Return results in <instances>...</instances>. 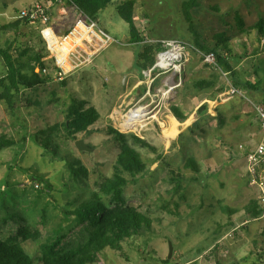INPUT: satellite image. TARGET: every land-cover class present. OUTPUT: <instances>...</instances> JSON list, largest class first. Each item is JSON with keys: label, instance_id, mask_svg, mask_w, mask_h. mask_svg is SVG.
I'll list each match as a JSON object with an SVG mask.
<instances>
[{"label": "rangeland", "instance_id": "rangeland-1", "mask_svg": "<svg viewBox=\"0 0 264 264\" xmlns=\"http://www.w3.org/2000/svg\"><path fill=\"white\" fill-rule=\"evenodd\" d=\"M123 1L110 0L95 20L112 41L98 47L90 63L81 64L58 80L45 41L39 43L42 25H15L22 10L33 4L47 5L49 0H0V46L12 42L15 58L20 50L30 54L36 46L47 50L44 60L50 75L44 84L21 89L13 109L0 99V139L14 142L0 148V238L18 226L15 220L4 223L2 219L18 211L41 234L37 242L22 244L33 258L39 254V245L54 236L59 224L66 233L61 247L70 248L81 241L85 225L64 222L63 212L72 208L66 205L67 200L76 194L86 197L111 177L119 151L106 132L113 127L143 138L156 149L153 152L133 145L146 170L135 178L127 177L124 189L126 203L148 216L151 228L123 242L125 255L106 250L96 264H264V218L251 220L244 212V206L258 195V189L248 183L244 164L245 151L257 141L254 134L258 122L246 100L233 96L224 101V95L218 97L227 90L221 70L205 63L194 45L197 37L212 46L215 35L224 33L235 54L229 59L233 66L229 78L238 83L235 86L246 97L264 103V0H134L133 21L142 40L139 43L130 42L129 25L117 14L116 7ZM185 3H189L187 12ZM61 5L50 10L54 30V14ZM236 16H240L242 25ZM78 17L79 12L73 9L68 29H73ZM259 20L263 21V31L258 38ZM75 35L61 42H72ZM169 39L186 43L188 60L179 75L154 70L150 78L145 77L142 71L152 65L140 68L136 64L138 54L149 46L154 51L159 44L156 40ZM21 61L27 62L26 57ZM6 72L0 57V78ZM151 78L150 94H156L152 101L145 95ZM206 79L215 82L213 88L194 87L197 80ZM246 82L256 88H246ZM2 90L0 86V93ZM210 94H215L213 104L207 103L206 109L194 114ZM72 98L85 99L87 106L99 113L89 133H77L76 140L68 138L62 127ZM144 104H149L148 112L140 126L130 131L115 127L113 118ZM171 105L187 112L188 117L192 115L191 123L183 130L177 124L173 134L169 133L173 125L167 120L172 115ZM54 125L50 134L59 143V154L69 152L78 158L88 170L86 178L70 177L61 158L33 141V134ZM77 140H83L91 150H78ZM188 158L196 161L198 172L185 167ZM35 173L48 180L51 187L33 181L30 176ZM32 264L40 263L34 259Z\"/></svg>", "mask_w": 264, "mask_h": 264}, {"label": "trees", "instance_id": "trees-1", "mask_svg": "<svg viewBox=\"0 0 264 264\" xmlns=\"http://www.w3.org/2000/svg\"><path fill=\"white\" fill-rule=\"evenodd\" d=\"M190 1L193 3L194 0ZM109 2L110 0H64L63 5L70 6L95 21L97 13L104 9ZM134 6V0H125L116 7V11L118 16L129 25L130 42L139 43L142 40L133 21ZM184 6L187 12L189 3H185ZM236 19L242 25L243 21L240 16H236ZM22 22L27 24L30 21L27 18H21L15 21V25ZM262 24L263 21L259 20L256 25L258 38L263 31ZM68 31L65 32V35L68 34ZM214 40V45L210 46L201 43L195 37L194 45L203 53L213 52L217 66L222 72L233 73V66L229 59L233 58L235 54L229 43V38L224 33H218L215 35ZM39 43L44 44L42 37H39ZM12 46V42L7 43L4 47L0 46V57L7 71L5 76L0 78V86L3 88L0 99L4 100L10 109H13L15 97L21 89L34 88L44 84L50 78L49 74L42 73V69L46 67L44 59L48 55L47 50H43L38 46L30 54L28 50H20L15 58L11 53ZM160 48L157 45L154 47V51L151 46L143 49L138 54L140 59L136 64L140 68L153 65L155 53ZM24 57H26L27 62L21 61ZM140 61L142 62L140 63ZM36 67L39 68V72L35 71ZM233 83L238 85L236 81ZM214 84L215 82L211 80H197L194 87L203 90L214 87ZM244 85L246 88H256L249 82ZM87 105L85 99L78 98H72L67 105L62 127L68 138L76 140L77 133H89V127L98 120L99 113L97 109ZM206 107V102L202 103L197 108L196 114L206 109ZM170 111L179 122H184L188 118L178 106L171 105ZM55 127L56 125L48 128V130L37 131L36 134H33V141L53 156L61 158L70 177L75 180L86 178L88 170L78 158L69 152L63 155L59 154V143L50 134V131ZM106 132L112 135L119 149L111 177L106 178L100 183L98 190L89 192L86 197L83 198L81 194H76L72 199L67 200L66 205L72 208L63 212L64 222H73L76 226L85 225V237L77 242L75 246L70 248L61 247L66 233H62L64 229L59 224L58 228L54 230V236L39 245V254L33 258L26 252L22 244L29 240L37 242L41 234L39 230L30 227L20 212H11L2 221L7 223L9 220H15L18 226L7 237L0 238V264H32L34 259L40 264H96L106 250L125 255L123 242L142 235L145 230H150V219L140 212L137 207L126 203L124 189L128 184L127 177L135 178L146 170V163L133 145L146 147L153 152H156V149L149 142L135 134L126 135L113 127H108ZM11 144H14L11 140L0 139V148ZM185 167L191 168L194 172L199 171V167L193 158L186 160ZM30 177L33 181L43 183L48 188L51 187L49 181L40 174L35 173ZM224 210L229 213L234 212L228 208H224ZM244 212L251 220L258 219L261 216L262 208L257 198L249 200L244 206ZM69 230L70 228L67 229V231Z\"/></svg>", "mask_w": 264, "mask_h": 264}, {"label": "built area", "instance_id": "built-area-1", "mask_svg": "<svg viewBox=\"0 0 264 264\" xmlns=\"http://www.w3.org/2000/svg\"><path fill=\"white\" fill-rule=\"evenodd\" d=\"M63 3L64 0H49L47 5L33 4L19 13L20 18H27L30 22H39L42 25L40 34L46 43V47L51 54V58L53 59V75L58 80L63 79L67 73L79 67L81 64L90 62V58L93 53L97 52L102 46L110 42V40L112 41V38H110V35L104 29L100 28L94 20L82 12H79V17L75 23L76 27L69 33V35L62 37L57 36L50 25V10L52 7ZM72 35H75L73 38L74 41L79 40L80 44H76L73 47L68 48L67 51L63 50V47L60 44L61 40ZM155 42L159 43L158 45L161 48L156 54L154 64L147 71H142L143 75L150 78L151 72L154 70H159L161 72L171 71L172 74L179 75L182 65L188 60L186 43L178 39L156 40ZM202 57L205 63L218 67L216 57L213 52H202ZM42 73L48 74V69L46 67L43 68ZM221 74L226 81L227 90L219 97H223L224 95V101L233 96L246 100V102L252 107L253 113L259 125V140L255 143V145L245 151L244 164L245 171L248 174L249 185L255 186L258 189L257 200L262 208V214L259 218H264V103L246 97L244 92L233 84L232 80L229 78L228 72L221 71ZM147 81L149 80L147 79ZM152 81L153 78L150 79V82H147V90L145 92V95H147L151 101L153 95H156L150 94V85ZM160 91L161 90H158V92ZM148 106L149 104L139 105L138 107H135L134 105L124 114L115 118L112 116L114 123H116L115 127H117V129H121L122 131H130L135 129L137 126H140L147 115ZM138 108L143 109V117L140 119L141 123L139 122L138 124H135V127L133 126L134 128H126L127 126H131L130 121L126 118V113L129 114L132 110L134 111ZM117 112L119 111H115L114 114ZM123 122L125 126L122 125Z\"/></svg>", "mask_w": 264, "mask_h": 264}, {"label": "crops", "instance_id": "crops-1", "mask_svg": "<svg viewBox=\"0 0 264 264\" xmlns=\"http://www.w3.org/2000/svg\"><path fill=\"white\" fill-rule=\"evenodd\" d=\"M74 8H71L70 6L69 7H67V6H64V5H61L58 9H57V13L55 12V18L57 19V25L55 26V30L53 29V27H52V25H51V27H52V29L54 30V32H55V34L57 35V36H59V37H62V36H65V32L67 31V29L69 28L68 26H71V24L69 25V21H70V16H71V12H72V10H73ZM77 20V19H76ZM72 27H73V29L76 27V25H72ZM71 27V28H72ZM73 29L71 30V29H68L69 31V33L70 32H72L73 31ZM69 33H68V35H69ZM96 53V52H95ZM95 53H93L92 55H91V58H90V62H91V60H92V57L95 55ZM90 62H88V63H90ZM133 76H135V75H133ZM132 76V77H133ZM206 81H210L209 79H206ZM233 82V81H232ZM139 83V82H138ZM234 84V83H233ZM138 85V84H137ZM135 87H136V84L135 85H133L132 86V88H131V90L133 91L134 89H135ZM213 88V87H212ZM131 92H129L128 94H126L124 97L126 98V97H128L129 96V94H130ZM222 93H220V94H218V97L221 95ZM215 99V94L213 95V94H210L209 96H206V98H204L203 100H206V104L207 103H209L210 105H212L213 104V100ZM226 101V100H225ZM131 103V101L129 100L128 102H127V104H130ZM200 105V104H199ZM198 105V106H199ZM208 105V104H207ZM198 106L196 107V110H197V108H198ZM196 110H194L193 111V113L194 114H196ZM187 117H188V114H187V112H183ZM192 116V115H191ZM190 116V117H191ZM190 117H188L184 122H179V121H177L176 120V118L173 116V115H170V116H168V124H171V125H173L174 124V122L176 121V123H178V125H182V127L183 128H181L182 130L183 129H185L188 125H189V123H191V122H189L188 123V121H189V119H190ZM256 119V118H255ZM193 121V120H192ZM258 124V123H257ZM258 126V128H257V131H256V133L254 134L255 135V137H256V140L258 141L259 140V137H260V133H259V125H257ZM256 141V142H257ZM248 150V149H247Z\"/></svg>", "mask_w": 264, "mask_h": 264}, {"label": "bare ground", "instance_id": "bare-ground-1", "mask_svg": "<svg viewBox=\"0 0 264 264\" xmlns=\"http://www.w3.org/2000/svg\"><path fill=\"white\" fill-rule=\"evenodd\" d=\"M56 43H57V40H56ZM60 44L63 47V50L67 51L68 48L73 47L76 44H80V41L79 40H75L74 41V39L72 38V42L71 41H68V42L64 41V42H61ZM56 46H57V44H56ZM142 113H143V109H141V108H138V109H136L134 111L132 110L129 114L126 113V118H128V121H130V124H131V126H127L126 128L133 127L135 124H138L139 122L141 123L140 119L143 117ZM177 124L178 123H176V121H175L174 124H173V127H171V129H170L171 130L169 132L170 134H173L176 131ZM122 125L125 126L124 122L122 123ZM161 126H163V125L161 124Z\"/></svg>", "mask_w": 264, "mask_h": 264}, {"label": "water", "instance_id": "water-1", "mask_svg": "<svg viewBox=\"0 0 264 264\" xmlns=\"http://www.w3.org/2000/svg\"><path fill=\"white\" fill-rule=\"evenodd\" d=\"M75 146L78 150H85V151H89L91 150L90 147H88L83 140H77L75 142ZM169 255H171V245L169 246Z\"/></svg>", "mask_w": 264, "mask_h": 264}]
</instances>
